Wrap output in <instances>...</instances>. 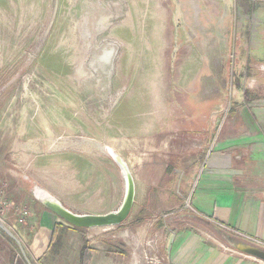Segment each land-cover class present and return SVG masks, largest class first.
I'll return each instance as SVG.
<instances>
[{
	"label": "rangeland",
	"instance_id": "rangeland-1",
	"mask_svg": "<svg viewBox=\"0 0 264 264\" xmlns=\"http://www.w3.org/2000/svg\"><path fill=\"white\" fill-rule=\"evenodd\" d=\"M250 1L264 7V0ZM250 1L235 7L196 0L192 7L188 0H0V222L26 253L29 239L18 235L16 219L34 211L37 188L82 212L119 208L125 178L113 153L134 177L156 151L195 153L201 164L179 208L193 212L192 193L201 197L212 160L225 156L246 170L249 144L264 143V98L254 99L264 94L256 92L264 63L258 78L246 77L241 46L264 21H232L231 8L243 15ZM238 81L251 88V100L238 99ZM246 135L254 142L240 141ZM263 162L249 181L262 201ZM142 218L87 229L60 218L73 229L61 232L59 253L47 248L41 264H81L87 244L93 264H148L152 232L145 236ZM17 240L0 227V254L11 264L25 261Z\"/></svg>",
	"mask_w": 264,
	"mask_h": 264
},
{
	"label": "crops",
	"instance_id": "crops-1",
	"mask_svg": "<svg viewBox=\"0 0 264 264\" xmlns=\"http://www.w3.org/2000/svg\"><path fill=\"white\" fill-rule=\"evenodd\" d=\"M188 1L194 3L196 0ZM247 1L250 0H229V5L242 6ZM257 4L260 3L251 2L247 13L243 15L232 7L235 13L232 21L250 18L264 21V7L259 10ZM194 5L196 3L191 6ZM241 48L246 59L239 66L247 71L246 77L254 75L258 78L262 71L257 66L264 63V26L250 29L244 36ZM241 84L238 81V99L248 101L247 98L250 99L252 95L249 90L251 88L248 87L246 91L247 87L244 89ZM257 87L256 92L262 88L261 93H264V80ZM259 96L254 99L264 98V94ZM240 141L254 142L248 135ZM249 145L254 148L246 170L234 167L233 160L226 159L225 156H217L218 159L215 158L206 166L199 186L202 190L201 197L196 199L197 191L192 193V204L196 207V212L179 209L188 192L189 175L192 176L201 164V161L193 159L195 153L175 154L173 152L177 151L173 150L170 155H164L156 151L144 159L135 176L136 199L131 215L141 216L142 213V219L148 221L145 236L152 232L150 243H147L149 251H152L148 253V264H264L262 259L245 251L249 246L257 247L248 239L249 236L264 244V201L260 199L262 193L254 188L255 183L254 186L249 185V181L255 180L263 169L259 164L264 160V151H261L264 143ZM199 187L195 190H199ZM48 191L69 209L81 214L91 213L77 210L57 192ZM35 201L36 208L30 216L28 210L27 214L20 211L17 214L16 220H19L21 226L16 231L24 241L29 239L28 251L24 254L25 261L41 264L52 241L53 230L61 219L36 198ZM16 211L12 210L11 216L16 215ZM139 219L141 218L135 220ZM0 264H11L10 256L0 254Z\"/></svg>",
	"mask_w": 264,
	"mask_h": 264
},
{
	"label": "water",
	"instance_id": "water-1",
	"mask_svg": "<svg viewBox=\"0 0 264 264\" xmlns=\"http://www.w3.org/2000/svg\"><path fill=\"white\" fill-rule=\"evenodd\" d=\"M113 158L116 163L119 164L123 177L125 178V196L119 208L107 213L81 214L73 209H69L57 196L51 194L44 188H37L34 190L33 195L36 199L43 204L47 209L54 212L61 219L71 226L87 229V228H116L118 225L125 224L130 218L133 211V206L136 199V178L125 161L113 153ZM44 191H43V190ZM0 227L14 240L16 237L9 231V229L0 222ZM18 241V240H17ZM19 242V241H18ZM20 245V242H19ZM22 253L25 254V250L20 245ZM246 252H250L264 261V250L258 247L249 246L245 249ZM26 255V254H25ZM31 264V263H30Z\"/></svg>",
	"mask_w": 264,
	"mask_h": 264
},
{
	"label": "trees",
	"instance_id": "trees-1",
	"mask_svg": "<svg viewBox=\"0 0 264 264\" xmlns=\"http://www.w3.org/2000/svg\"><path fill=\"white\" fill-rule=\"evenodd\" d=\"M67 224L57 222V225L55 226L52 234V241L48 247V251H50L52 254L57 255L59 253V250L55 248V244L58 242V236L63 235L64 233H61L62 231L66 230V228L72 230L73 227L68 226ZM75 228V227H74ZM78 229V228H76ZM66 233V232H65ZM114 250L117 251L116 248ZM95 250L90 247V245H85V247L81 251V264H93L94 257H95Z\"/></svg>",
	"mask_w": 264,
	"mask_h": 264
},
{
	"label": "built area",
	"instance_id": "built-area-1",
	"mask_svg": "<svg viewBox=\"0 0 264 264\" xmlns=\"http://www.w3.org/2000/svg\"><path fill=\"white\" fill-rule=\"evenodd\" d=\"M264 68V66H262ZM25 214H27V212H25Z\"/></svg>",
	"mask_w": 264,
	"mask_h": 264
},
{
	"label": "bare ground",
	"instance_id": "bare-ground-1",
	"mask_svg": "<svg viewBox=\"0 0 264 264\" xmlns=\"http://www.w3.org/2000/svg\"><path fill=\"white\" fill-rule=\"evenodd\" d=\"M116 154V153H115ZM118 156V154H116ZM43 190V189H42ZM44 191V190H43Z\"/></svg>",
	"mask_w": 264,
	"mask_h": 264
}]
</instances>
